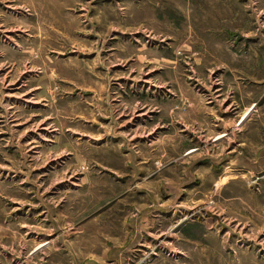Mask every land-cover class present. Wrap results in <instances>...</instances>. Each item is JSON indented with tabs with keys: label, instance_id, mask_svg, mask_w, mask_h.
Masks as SVG:
<instances>
[{
	"label": "rangeland",
	"instance_id": "rangeland-1",
	"mask_svg": "<svg viewBox=\"0 0 264 264\" xmlns=\"http://www.w3.org/2000/svg\"><path fill=\"white\" fill-rule=\"evenodd\" d=\"M66 245L264 264V0H0V264Z\"/></svg>",
	"mask_w": 264,
	"mask_h": 264
},
{
	"label": "crops",
	"instance_id": "crops-1",
	"mask_svg": "<svg viewBox=\"0 0 264 264\" xmlns=\"http://www.w3.org/2000/svg\"><path fill=\"white\" fill-rule=\"evenodd\" d=\"M143 112H141L140 114H142ZM248 116H250V112L249 113H247V112H245V113H243V115L240 117V121L238 122V123H242V124H244V122L247 120V118H248ZM138 118H139V115H138ZM237 123V124H238ZM231 124H228V127L227 128H230V130H233L232 131V133L230 134V135H228L229 137V144H234V143H237V140H238V138H239V136H236L237 134L235 133V128L236 127H238L239 126V124L238 125H236L235 127H234V125H231ZM240 127V126H239ZM243 128V127H242ZM242 132V131H241ZM240 132V133H241ZM219 136H221V135H219ZM218 136V137H219ZM223 137L222 138H218L217 136L213 139V144H215L217 141H220L221 139H223L225 136H224V134L222 135ZM231 136V137H230ZM236 136V137H235ZM239 141H241V140H239ZM246 143H245V141H243L242 142V144L241 143H239V147L241 148L242 146H244ZM238 147V148H239ZM235 152V150L234 151H231V152H229L228 154H226L225 153V151H224V153H223V155H222V158H223V160L224 161H229V156H231L230 154H232V153H234ZM191 153V152H190ZM207 156H208V152H207ZM225 156V157H224ZM211 158V157H210ZM209 158V156H208V158H206V160L207 161H204V164L205 163H208V162H210L211 161V159ZM210 160V161H209ZM203 162V161H202ZM203 164V165H204ZM233 164V163H232ZM231 164V165H232ZM227 165H229V164H227ZM213 165H211V164H209V165H206V166H204V168H202V169H205V170H203L202 172H205V174H207V173H209L210 175H212L213 174V172H214V169H213ZM228 168H229V166H228ZM227 168V169H228ZM79 188V187H78ZM83 188V187H82ZM84 189V191H85V193L84 192H81V194L83 195V197H85V199L86 200H90L89 198H91L90 196H87L86 195V193H89V189H91V188H87V187H85V188H83ZM97 189H95V192L97 193V191H96ZM139 190V189H138ZM136 194H142V197H141V204L142 205H145L144 203H145V190L144 191H139V192H137V193H135V195H133V197L135 198L136 197ZM85 195V196H84ZM93 197V196H92ZM95 197V196H94ZM137 198V197H136ZM91 200H92V198H91ZM119 205L120 206H123V204H120L119 203ZM47 210H48V208H47ZM46 222H48L47 220H46ZM98 222L97 223H95V222H93L92 224H90V225H93L92 226V230H94L93 231V233H95L94 235H98V233L95 231V230H97V228H96V226H98ZM115 226H116V224H114ZM100 226V225H99ZM98 226V227H99ZM103 229V228H102ZM126 229V228H125ZM129 229L131 230V232L130 233H133V231H134V228H132V226H131V224L129 225ZM128 228L126 229V230H129ZM105 230H107L108 232H109V234L110 235H118V230H117V226H116V228L115 227H112V223L110 224V226H109V229H105ZM89 231H91V230H84V231H82V232H76V233H74V234H77V238L75 239L76 241H77V243L79 244V242H83V241H86L87 239H88V241H90L91 239H93V236H90L89 235ZM99 232V231H98ZM140 234H145V227H143L142 229H140ZM97 238V237H96ZM53 241V240H52ZM52 243V242H51ZM50 243V244H51ZM99 244H103V243H99ZM45 245V244H44ZM66 247H68L67 249L68 250H66V252H64V253H61L59 250H55V254H56V260L58 261V263L57 264H65L66 263V260H68V262L72 259L73 260V262H76V264H78V262H79V255L81 254V249H79V245H78V251H79V253H77L73 248H72V246H68V245H66ZM82 247V246H81ZM99 250V249H98ZM124 250V249H123ZM121 251V254H122V256H124L123 255V253H124V251ZM126 250H128V249H126ZM92 253H94V252H92ZM134 252L132 251V249L131 248H129V251H126L125 252V256H130V255H132ZM114 264H117V262L115 261V263Z\"/></svg>",
	"mask_w": 264,
	"mask_h": 264
},
{
	"label": "bare ground",
	"instance_id": "bare-ground-1",
	"mask_svg": "<svg viewBox=\"0 0 264 264\" xmlns=\"http://www.w3.org/2000/svg\"><path fill=\"white\" fill-rule=\"evenodd\" d=\"M5 81V80H4ZM144 116V115H143ZM140 117V116H139ZM223 136L221 135V136H219L218 138H222ZM44 247V246H43ZM40 250V249H39Z\"/></svg>",
	"mask_w": 264,
	"mask_h": 264
}]
</instances>
